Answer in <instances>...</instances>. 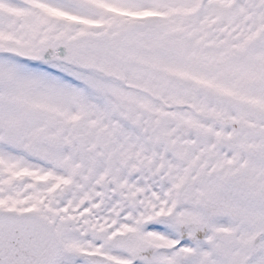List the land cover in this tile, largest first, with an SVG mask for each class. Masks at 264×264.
<instances>
[{
  "label": "snow or ice",
  "instance_id": "snow-or-ice-1",
  "mask_svg": "<svg viewBox=\"0 0 264 264\" xmlns=\"http://www.w3.org/2000/svg\"><path fill=\"white\" fill-rule=\"evenodd\" d=\"M0 264H264V0H0Z\"/></svg>",
  "mask_w": 264,
  "mask_h": 264
}]
</instances>
